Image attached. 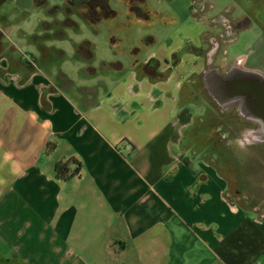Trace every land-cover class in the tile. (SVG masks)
<instances>
[{"label":"crops","instance_id":"crops-1","mask_svg":"<svg viewBox=\"0 0 264 264\" xmlns=\"http://www.w3.org/2000/svg\"><path fill=\"white\" fill-rule=\"evenodd\" d=\"M223 4L247 38L237 59L264 66V0ZM0 31V264H264V214L195 150L196 109L180 101L205 33L102 69L83 38L78 70L95 78L78 86Z\"/></svg>","mask_w":264,"mask_h":264},{"label":"rangeland","instance_id":"rangeland-1","mask_svg":"<svg viewBox=\"0 0 264 264\" xmlns=\"http://www.w3.org/2000/svg\"><path fill=\"white\" fill-rule=\"evenodd\" d=\"M4 1L1 0L0 5V29L10 31L6 36L21 47L22 57L34 61L33 54H36L38 63L50 59L68 73L76 85L84 86V79L90 82L95 76H86L78 70L81 60L76 57V44L83 38L97 46L94 62L101 69L102 59L129 61L131 54L143 56L174 37L200 45L202 33H221L223 24L214 17L224 12L226 0H145L143 3L140 0H108L110 9H105L108 18L96 23L85 19L83 12L103 15L97 10L102 0L78 6L70 14L64 12L66 0H50L48 6H33L29 13L14 12ZM53 5L61 9L48 14V8ZM58 14L65 18L61 20ZM25 31L33 32V36L26 35ZM148 37H154V43L145 41ZM246 39L244 33H240L236 39L221 41L225 61L236 60L246 53ZM202 42L198 53L205 66L204 51L209 47L207 36L204 35ZM28 45L33 51H29ZM80 51L83 56L88 55L84 47ZM245 65L264 70V66L252 60ZM200 74L187 77L180 92L181 102L195 101L190 107L197 110H194L195 122L202 129L200 134L195 133V150L227 174L229 187L236 192L240 204L256 207L264 214V146L247 142L242 148L234 142L243 125L239 114L233 108L222 109L216 104L203 87Z\"/></svg>","mask_w":264,"mask_h":264},{"label":"water","instance_id":"water-1","mask_svg":"<svg viewBox=\"0 0 264 264\" xmlns=\"http://www.w3.org/2000/svg\"><path fill=\"white\" fill-rule=\"evenodd\" d=\"M151 40L148 37L145 41ZM201 81L222 109L233 108L246 118H264V73L245 68L238 61L225 70L208 63L202 69ZM253 139L264 143V133H253Z\"/></svg>","mask_w":264,"mask_h":264},{"label":"flooded vegetation","instance_id":"flooded-vegetation-1","mask_svg":"<svg viewBox=\"0 0 264 264\" xmlns=\"http://www.w3.org/2000/svg\"><path fill=\"white\" fill-rule=\"evenodd\" d=\"M214 20H220L223 24V28L221 33L218 35L212 33H205V36H207V40L209 43V47L204 51L205 66L209 63L210 66H217L221 70H225L237 60H233L229 62L225 61L224 50L220 48L221 41L223 40L227 42L234 39L238 22H236L234 19H231L223 15L216 16ZM238 62L245 67V65L242 64L244 62H241V60H239ZM200 80H201V74H200ZM239 119L243 125L239 130L240 135L234 139V142H236L237 145H239L242 148H245L247 146V142L250 143L251 145L264 146L263 142L255 141L253 139V133H260V132L264 133V118H246L239 115Z\"/></svg>","mask_w":264,"mask_h":264},{"label":"trees","instance_id":"trees-1","mask_svg":"<svg viewBox=\"0 0 264 264\" xmlns=\"http://www.w3.org/2000/svg\"><path fill=\"white\" fill-rule=\"evenodd\" d=\"M92 1L93 0H66L65 6H64V12H65V14H70L73 10L78 8V6H81L83 4L88 6ZM140 1L143 3L145 0H140ZM0 3H1V0H0ZM35 4L48 6L49 2H48V0H35ZM52 8H55L54 11L52 10ZM60 9H61L60 6L53 5V7L48 8L47 13L48 14H54L55 12L59 11ZM105 9H108V10L110 9L109 5H108V0H102V2L98 3V5H97V10L102 12L103 15L100 14V15L94 16V15H91L89 12H83L84 18L88 19L90 22H93V23L99 22L101 19L108 18V16H109L107 13H105V11H107ZM79 46L85 47L88 55L89 56L92 55L91 49L93 48V44L90 41L84 40L80 44H78V47ZM108 65H110V64H108ZM57 170H58V172H60L62 170V167L60 165H58Z\"/></svg>","mask_w":264,"mask_h":264},{"label":"clouds","instance_id":"clouds-1","mask_svg":"<svg viewBox=\"0 0 264 264\" xmlns=\"http://www.w3.org/2000/svg\"><path fill=\"white\" fill-rule=\"evenodd\" d=\"M58 16H59V18L61 19V20H63L64 18H65V16L64 15H62V14H58ZM73 18H75L74 16H73ZM43 33H41V35H42Z\"/></svg>","mask_w":264,"mask_h":264}]
</instances>
